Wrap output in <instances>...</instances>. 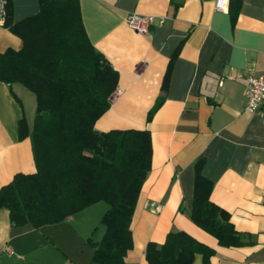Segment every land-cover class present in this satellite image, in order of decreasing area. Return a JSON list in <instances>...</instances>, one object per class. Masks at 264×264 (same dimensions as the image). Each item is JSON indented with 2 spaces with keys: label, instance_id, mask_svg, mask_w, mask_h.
<instances>
[{
  "label": "crops",
  "instance_id": "1",
  "mask_svg": "<svg viewBox=\"0 0 264 264\" xmlns=\"http://www.w3.org/2000/svg\"><path fill=\"white\" fill-rule=\"evenodd\" d=\"M90 43L118 73L109 109L95 128L148 130L151 167L131 222L127 264H148L149 242L184 231L214 248L209 264H264V119L246 110L245 73L264 76V0H78ZM38 0H14L12 24L36 14ZM153 17L147 33L128 15ZM22 42L0 26V53ZM168 72L165 91L162 84ZM35 96L0 81V188L35 171L29 131ZM212 182L210 200L227 211L242 244L222 247L189 214L194 164ZM94 203L65 220L34 228L13 226L0 209V264H90L107 204ZM101 204V205H100ZM100 228V229H99ZM96 233L95 239L91 234ZM193 264H203L196 254Z\"/></svg>",
  "mask_w": 264,
  "mask_h": 264
},
{
  "label": "trees",
  "instance_id": "2",
  "mask_svg": "<svg viewBox=\"0 0 264 264\" xmlns=\"http://www.w3.org/2000/svg\"><path fill=\"white\" fill-rule=\"evenodd\" d=\"M13 1L7 0L4 27L22 46L0 53V81L32 92L36 106L31 131L24 119L19 138H29L33 173H18L0 188V209L13 226L34 228L61 222L105 202L101 239L90 264H127L132 249L131 222L142 184L151 167L148 130L95 128L109 109L118 73L90 43L78 0H38L36 14L12 24ZM168 72L162 84L165 91ZM194 164L191 222L222 247L242 244L227 211L210 200L212 182ZM213 247L184 231L169 232L163 244L149 242L148 264H193L196 254L209 264Z\"/></svg>",
  "mask_w": 264,
  "mask_h": 264
},
{
  "label": "built area",
  "instance_id": "3",
  "mask_svg": "<svg viewBox=\"0 0 264 264\" xmlns=\"http://www.w3.org/2000/svg\"><path fill=\"white\" fill-rule=\"evenodd\" d=\"M226 0H215L217 10H225ZM7 0H0V26H4L6 20ZM127 24L134 31L145 34L153 23V17L132 13L127 17ZM245 75V105L246 110L256 113L264 119V76L256 75L252 71H244Z\"/></svg>",
  "mask_w": 264,
  "mask_h": 264
},
{
  "label": "rangeland",
  "instance_id": "4",
  "mask_svg": "<svg viewBox=\"0 0 264 264\" xmlns=\"http://www.w3.org/2000/svg\"><path fill=\"white\" fill-rule=\"evenodd\" d=\"M102 203V205H105V204H103V202H101ZM101 205V204H100ZM100 229V228H99ZM91 236L93 237V239H95V236H97L96 235V233H94V234H91ZM88 245H86V249H88L90 246H91V244H89V243H87Z\"/></svg>",
  "mask_w": 264,
  "mask_h": 264
}]
</instances>
